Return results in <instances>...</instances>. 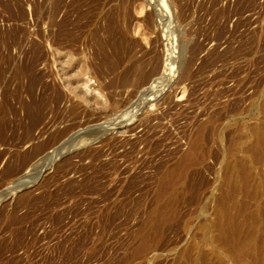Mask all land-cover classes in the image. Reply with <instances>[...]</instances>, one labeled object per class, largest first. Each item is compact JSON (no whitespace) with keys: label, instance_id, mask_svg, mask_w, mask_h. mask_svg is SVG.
I'll return each instance as SVG.
<instances>
[{"label":"rangeland","instance_id":"obj_1","mask_svg":"<svg viewBox=\"0 0 264 264\" xmlns=\"http://www.w3.org/2000/svg\"><path fill=\"white\" fill-rule=\"evenodd\" d=\"M119 1L110 3L115 29L101 35L107 44L103 53L92 44L58 39L60 27L71 28L90 15V0H0V264H152L148 246L143 258L133 253L137 233L163 174L188 151L197 129L211 120L219 125L214 135L206 134L191 176L197 190L177 206L183 213L214 209L222 147L235 134L243 147L238 156L244 157L253 141L262 121L257 101L264 94V0H165L176 12L165 28L152 9L161 0H130L131 9L118 16ZM167 49L176 57L170 63L175 72L162 83ZM58 54L71 56L70 68L64 65L70 75L83 61L95 65L91 86L105 109L68 112ZM133 65L150 72L147 81L128 80ZM4 90L13 94L5 102ZM58 94L64 95L55 100ZM19 96L31 108L25 113ZM138 96H148L147 103ZM37 146L40 153L29 160ZM58 148L62 157L48 164ZM184 216L167 229L158 253L182 236Z\"/></svg>","mask_w":264,"mask_h":264},{"label":"bare ground","instance_id":"obj_2","mask_svg":"<svg viewBox=\"0 0 264 264\" xmlns=\"http://www.w3.org/2000/svg\"><path fill=\"white\" fill-rule=\"evenodd\" d=\"M90 1H91V3H94V7L89 12L90 15L86 16L85 20L82 19L84 22L78 23V24L75 23V25L73 24L72 27L70 26L71 28L67 27V29H66V28L60 27L59 28L60 34L59 35L57 34L59 37L58 39H61V40L65 39V40L72 41V42H80L81 41L85 44H92V45L96 46V48H98V50H100V52L104 53V49L107 46V44H106V42L101 40V35L103 34V32H104V34L107 33L108 35L113 34V28H114L113 24L115 25V21H114L115 19L113 18L112 14L110 13L111 11H109L110 6H111L110 3H112V0H90ZM131 1L130 0H120L119 2H116V3H118L117 5L119 6L117 8L120 9V12L118 11L119 13L117 14L118 16H120L119 14L121 13V9H123V10L125 8L131 9V7H129ZM144 1H146V4H149L148 0H144ZM166 1L161 0V3L159 4L160 6L156 5V6H158V9H156L155 6L152 7V9L154 8L155 15H157V17L161 19L162 25H164V26H162V25L161 26L164 28H165L166 20L168 18H171L174 15V13H176L175 10L173 13L174 7L169 5ZM133 2H135V1H133ZM84 3L85 2H83L82 6L86 4V3L85 4ZM113 3H115V1H113ZM79 5H80V3H79ZM152 5H154V4H152ZM59 6H60V4L58 5V7ZM90 7L87 9L90 10ZM46 8H45V12H46ZM114 8H115V6H114ZM77 9H78V6H73L71 13L77 14L78 11L80 10V9L79 10H77ZM89 10H87V11H89ZM111 10H113V9L111 8ZM113 11H112V13H113ZM54 12H57V9H56V11L54 10ZM80 13L81 12H79V14ZM115 13L116 12H114L113 15ZM42 14H43V12H42ZM148 15H150V14H148ZM124 16H122V18ZM83 17H85V16H83ZM125 17H127V16H125ZM125 17H124V19H125ZM128 17H129V15H128ZM43 18L45 19L46 17H43ZM46 19H48V18H46ZM116 20H117V18H116ZM101 21H103V23H104L103 28H102V26H100V23H102ZM70 25H71V23H70ZM120 25H121V23H120ZM126 26H127V24H126ZM164 28H162V29H164ZM120 29H121V26H120ZM125 29L127 31L128 28H125ZM57 33H58V31H57ZM166 34L167 33H165V35ZM172 35L173 34H171V36ZM166 36H169V35H166ZM54 38H55V36H54ZM168 38H170V37H168ZM107 39H110V38H107ZM165 39H167V38H165ZM171 42H174V39ZM182 42L180 41V43H182ZM176 43H177V41H176ZM180 43H179V50L181 49V54H183L184 47H183V44L181 45ZM165 44L167 45V43H165ZM180 45H181V48H180ZM162 47H164V46H162ZM167 50H165L166 54H164V55H169V51H167ZM179 54H180V51H179ZM104 57L107 61L109 60L108 57H106V56H104ZM58 60H60V62L62 63V65L60 66V70L57 71L58 72L57 73L58 78H59L58 80L61 82L62 86L64 87L63 88L61 86L66 91V95H64L65 93L63 94L64 96L62 94L61 95L58 94L55 100H58V98L61 99L60 96H63V98L65 99V102L69 103L70 109H69V111L68 110L67 111L70 114H74L78 110L82 112V110H85L87 107L93 108L96 111L105 109L106 108L105 101L100 100V97L98 95L99 92L97 91L98 93H96L95 92L96 89L92 88V86H91L92 85L91 79L95 78L93 76V73L94 74L96 73L95 65L85 64V62L83 61V64H81L79 71L73 75H70L71 72L68 68H70L69 63L72 61L71 56L69 54H63V55L58 54ZM170 61H171L170 59H167V58L164 59V62H166V64L163 65L164 69L163 70L161 69L163 73L160 74V76H159V77H161L160 78L161 80L163 79L162 83L169 80L167 77V75H168L167 74V64ZM81 62H82V59H81ZM111 62L112 61L110 60L109 63H111ZM173 63L174 62L172 61L171 64H173ZM112 64L115 67V65L117 66L118 63H112ZM149 64H150V61L147 63V65H149ZM162 64H164V63H162ZM171 64L169 63L170 66H171ZM64 65H66L68 68H65ZM172 67H173V65L171 66V69H172ZM5 68H3V69H5ZM13 70H15L14 67H13ZM18 72H20V71H18ZM127 72L128 73L130 72L129 73L130 76L128 74V76H129L128 80H130L131 79L130 77H132L131 81L135 82V84L137 83V85H138V83L141 84V82H143L144 80L147 81L146 78L150 74L149 71H144L143 69H141L139 66H136V65H133L132 68L129 69V71H126V74H127ZM11 73H13V72H11ZM14 73H17V72H14ZM0 74L2 75V73H0ZM17 76H18V74H17ZM83 76H89V77H87L85 79V78H83ZM90 77H92V78H90ZM2 78H4V77H2ZM2 78H0V79H2ZM10 78H11V75H10ZM10 78H8V79H10ZM122 78L124 80H126L128 77L126 76V78L125 77H122ZM127 81H126V83H127ZM8 82H9V80H8ZM10 82H11V80H10ZM19 83H20V81H19ZM95 83H96V81H95ZM9 84H11V83H9ZM130 84H132V82H130ZM22 85L19 84L18 86H20V88H21ZM151 85H152V82H151ZM18 86H17V88H18ZM27 87H29V86H27ZM5 88H7V87H5ZM148 88L149 87H147L145 90H147ZM31 89H29V90H31ZM56 89H57V87H56ZM18 91H20V89ZM58 91L59 90L57 89V92ZM148 91H149V89H148ZM4 92L6 93L5 90H4ZM52 92H54V91H52ZM146 92L147 91H145V93ZM58 93H60V92H58ZM139 93H140V91H139ZM19 94H22V93L20 92ZM149 94H150V92H149ZM149 94H146V95H149ZM12 95L10 93H6L7 99L5 98L4 102H5V100H8L10 98V96H12ZM138 95H140V94H138ZM142 95H144V94H142ZM1 96H2V94H1ZM15 96H17V94ZM20 97H22V96H19L18 98H16L18 100L17 102L21 106L22 110L23 109L25 110L26 104L23 102V100L22 101L20 100L21 99ZM139 97L141 98V96H138V99L140 100ZM147 97L148 96H146V98ZM13 98H14V96H13ZM258 99H260V100L257 101V106H258L257 110L262 115V121L260 122V125L258 127H255L253 130V134H254L253 141L248 146H245V148L243 149L245 156L244 157L238 156V151H240V149L243 147L241 146L242 144L240 143L241 139L235 134H234V136L231 137V139H229V142L227 143V145H225L226 147H222V148H224V150H223L224 153L222 152L224 154V159H223V162H221V171L219 173L220 177L218 178L221 180V182L219 184L220 189H219L218 195H216L215 199H214V201H215L214 202V209H192V210L189 209L190 211H188V212L185 211L184 213L181 211V209H177V206L179 205V203H181L182 201H186L188 198H190L189 196L192 194V192H195L197 190L196 186H194V183L191 182V176L194 173L195 168L197 166V163H199L200 158L202 156L203 149H204L205 144H206L205 143L206 134L208 133V134L214 135L216 133V131L219 130L218 122L215 120L214 121L211 120V121H208L206 124H203L202 126H200L197 129V131L195 132V135L192 137L193 139L191 140L192 142L190 144V148L188 149V151L184 155H182V157L173 166H171L169 169H167L165 171V173L163 174L161 184L159 187V191L157 192L156 199L153 203V207H152L149 215L145 219L146 221L145 222L143 221L144 223L142 225H140L141 226L140 230H138L139 233H137L139 236V238H137V239L139 241L137 240L138 242L135 243V247L133 249L134 250L133 253L135 254L136 257L143 258V256H146L145 249L148 246L150 248V251L152 254L149 258L150 259L149 261L152 264H264V94L261 96L259 95ZM144 100H140V101L144 102ZM146 101H148V99ZM141 103L139 102V105H141ZM145 103H147V102H144L143 104H145ZM1 105H3L2 102H1ZM6 105H8L7 101H6ZM3 106H5V105H3ZM5 108H7V107H3V109H5ZM27 109H31V108L27 107ZM130 109H132V108H130ZM1 110H2V108L0 109V111ZM16 112H15V114H16ZM25 112L26 111H24V113ZM3 113H4V110H3ZM3 113H1V115ZM27 113H28V111H27ZM114 114H116V113H114ZM5 118L9 119L6 116H5ZM1 119L4 120L3 117ZM123 119H125V118H123ZM4 122L6 123V120ZM1 124H4V123L2 122ZM23 124H21V125L23 126ZM47 125L48 124H45V126H47ZM3 126L4 125H2V127ZM18 126L21 127L19 124H18ZM26 132H28V131H26ZM1 133H2V131H1ZM54 136H57V135L51 136L52 137L51 140H53ZM24 137H26V136H24ZM28 138H30V137H28ZM27 139L25 142H28ZM55 140H56V138H55ZM86 140H88V139L86 138ZM221 141H222V138H221ZM25 142H23V143H25ZM44 148H46V147H44ZM40 149L41 148L39 146L32 149L33 151L29 154V157H28L29 160L36 157ZM54 151L55 152L53 154L50 153V155L46 158L49 161L48 164H50L51 162H57L62 157V153L60 154L59 148H58V151L57 150H54ZM22 157H24V156H22ZM43 161H44V159H43ZM255 168L256 169L258 168L257 172H255ZM18 183L20 184L21 182H18ZM22 183H23V181H22ZM24 183H25V181H24ZM26 183L28 185V182H26ZM30 183L33 184L34 182L29 181V184ZM15 185H17V184H15ZM21 185H18V186H21ZM27 185H25V186H27ZM23 186H22V188H23ZM12 187H15V186H12ZM18 189L20 190V187ZM11 190H12V188H11ZM16 190L17 189L15 188L12 191L16 193ZM6 194H8V193H6ZM182 214L185 215L184 216V222H183V225L181 227L182 236H180L178 238L179 239L178 241H174L171 244L169 243L165 247L164 252L158 253L157 250H159L158 248H159V246L163 240L162 239L163 235L165 234L167 229L173 224V222L176 221L177 219H179ZM152 252H154V253H152Z\"/></svg>","mask_w":264,"mask_h":264},{"label":"built area","instance_id":"obj_3","mask_svg":"<svg viewBox=\"0 0 264 264\" xmlns=\"http://www.w3.org/2000/svg\"><path fill=\"white\" fill-rule=\"evenodd\" d=\"M171 42V41H170ZM169 41H168V43H170ZM169 51V50H168ZM171 52H172V50H171ZM165 58H167V59H170L171 61H173L174 60V55H173V52H172V54H169V55H165ZM171 61L170 62H168V64H167V77L169 78V81H170V78H171V76L170 75H172V74H174V72H175V68L174 67H172V69H171V66L169 65V63H171ZM165 64H166V62H165ZM169 67V68H168ZM168 70H170L169 72H168ZM171 73V74H170Z\"/></svg>","mask_w":264,"mask_h":264}]
</instances>
